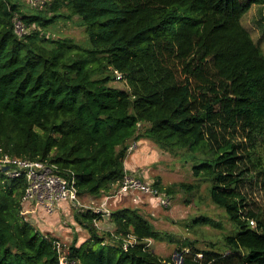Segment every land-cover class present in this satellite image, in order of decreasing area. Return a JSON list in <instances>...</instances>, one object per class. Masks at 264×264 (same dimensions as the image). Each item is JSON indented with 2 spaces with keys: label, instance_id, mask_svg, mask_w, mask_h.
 I'll return each instance as SVG.
<instances>
[{
  "label": "trees",
  "instance_id": "16d2710c",
  "mask_svg": "<svg viewBox=\"0 0 264 264\" xmlns=\"http://www.w3.org/2000/svg\"><path fill=\"white\" fill-rule=\"evenodd\" d=\"M26 2L0 0V159L49 162L74 179L79 199L102 200L127 174L130 146L151 141L191 160L233 226L218 248L186 241L181 264H264V212L246 192L258 184L264 194V54L242 25L258 7L264 37V0ZM73 18L85 45L53 32ZM116 80L127 89L110 86ZM153 186L170 201L177 192ZM26 187L0 166V264H58L59 239L22 215ZM72 218L88 237L68 248L59 241L68 261L175 264L148 245L167 235L134 209L111 213V234L98 231L101 216L90 210L72 209ZM200 226L220 228L202 215L190 227ZM129 235L136 243L124 249Z\"/></svg>",
  "mask_w": 264,
  "mask_h": 264
},
{
  "label": "rangeland",
  "instance_id": "374dc122",
  "mask_svg": "<svg viewBox=\"0 0 264 264\" xmlns=\"http://www.w3.org/2000/svg\"><path fill=\"white\" fill-rule=\"evenodd\" d=\"M23 5H27L26 0H21ZM259 8L253 6L248 13L242 17V25L247 28L253 38V40L259 44L261 51L264 54V37L261 30L257 27L256 21L258 20ZM78 20L73 18L71 22L58 23L55 25L53 32L61 37H67L72 39L79 45H85L86 35L78 24ZM110 86L127 89L125 83L121 81H115L110 83ZM136 148L131 151L134 158L131 159V170L127 171V174L140 175L143 179L150 182H159V185L166 189L167 187H176V195L170 201V207L162 208L157 204L156 199L144 195H136L137 201H133L132 197L122 198L121 200L113 201L108 200V208L110 212H115L121 209H134L138 211L142 216L147 219L156 230L165 233L167 236H163L162 241H148V245L153 252L160 258H171L174 263L187 253L184 250V243L186 241L192 243L194 248L204 250L208 249L209 244H213L215 248L222 246L220 240L226 234H229L233 228L231 223L226 217V214L222 209L214 206L209 199L208 185L206 183L196 182L191 173V160L187 157L172 156L169 153L163 152L158 149L151 141H139ZM259 148V154L264 159V144ZM136 155V156H135ZM256 180V179H255ZM196 185L199 188L192 192L182 193L179 190V184ZM259 185H255L253 192L246 190L248 197L252 202L256 204V207L264 212V194L262 193ZM114 190V189H113ZM111 191V193L113 192ZM100 199H94L92 197H84L79 199L80 207H73L70 204L69 214L67 212L60 213L59 223L63 228L68 229L66 238H60L67 248L72 244L74 239L78 241V245L82 243L87 237V233L79 225H77L72 216V209L76 211H85L91 204V202L99 203ZM60 206L55 207L51 214L47 213L44 208L31 207L33 212L26 217L30 222L40 230L41 223L35 221L33 215L36 213L43 217L53 218L56 216L60 209ZM30 208V209H31ZM30 215V216H29ZM199 215L211 218L213 221L220 225V228H212L208 226H200L191 228L192 219L199 217ZM58 216V215H57ZM96 227L101 233L111 234L114 232L115 227L110 218H102V221H98ZM75 237V238H74ZM176 250H183L182 253H178Z\"/></svg>",
  "mask_w": 264,
  "mask_h": 264
},
{
  "label": "built area",
  "instance_id": "2783aa9c",
  "mask_svg": "<svg viewBox=\"0 0 264 264\" xmlns=\"http://www.w3.org/2000/svg\"><path fill=\"white\" fill-rule=\"evenodd\" d=\"M40 2V3H39ZM33 6L37 3L42 4V0H28ZM16 31L20 33L22 27L20 23L16 24ZM136 148V144H132L128 149L131 153ZM0 166L10 167L6 174L10 177H24L27 182L25 194L22 198V215L26 216L33 212L31 207H40L47 210L51 214L55 207L62 203L70 204L73 207H80L79 197L74 186V179L65 178L60 174L56 165L46 161H29L4 156L0 159ZM149 196L156 199L160 207H167L170 204V197L164 192L153 186V182L146 181L140 175L126 174L122 183L111 195L104 197L99 203L91 202L86 210H90L95 214H99L102 218H110L111 212L108 208V200L132 197L133 201H137L136 195ZM31 208V209H30ZM98 220L94 221L96 226ZM254 225V222H250ZM136 243V239L129 235L123 239L122 247L126 249L130 245ZM55 250L58 256V264H78L68 261L65 255V246L59 241L55 242ZM200 257V255H199ZM181 264V257L175 262Z\"/></svg>",
  "mask_w": 264,
  "mask_h": 264
},
{
  "label": "crops",
  "instance_id": "0c3cea01",
  "mask_svg": "<svg viewBox=\"0 0 264 264\" xmlns=\"http://www.w3.org/2000/svg\"><path fill=\"white\" fill-rule=\"evenodd\" d=\"M133 158H134V155H130L129 157H127L126 162L124 164L126 172L128 170H131L132 165L130 162H131V159H133ZM63 212H67V214L70 213L69 212V206L65 203L61 204L59 211L57 212L56 216H54L53 218H47L45 216L43 217L42 215H40L38 213H36V215H33V218L35 219V221H39L41 223V225H39L41 227L40 228L41 232L49 233L52 236L56 237L57 239L66 238L67 234H68L67 233L68 229L63 228V226H61L56 221L57 219L59 220V215H60V213H63ZM71 216H72V211H71ZM101 221H102V219H101Z\"/></svg>",
  "mask_w": 264,
  "mask_h": 264
},
{
  "label": "water",
  "instance_id": "95a60500",
  "mask_svg": "<svg viewBox=\"0 0 264 264\" xmlns=\"http://www.w3.org/2000/svg\"><path fill=\"white\" fill-rule=\"evenodd\" d=\"M9 168H10V167H2V168H1V171H2V172H7V171L9 170Z\"/></svg>",
  "mask_w": 264,
  "mask_h": 264
},
{
  "label": "clouds",
  "instance_id": "9594fccd",
  "mask_svg": "<svg viewBox=\"0 0 264 264\" xmlns=\"http://www.w3.org/2000/svg\"><path fill=\"white\" fill-rule=\"evenodd\" d=\"M129 154H131V153H129Z\"/></svg>",
  "mask_w": 264,
  "mask_h": 264
}]
</instances>
